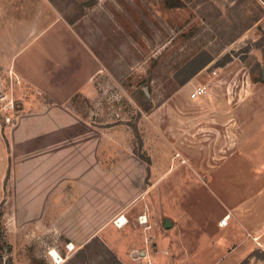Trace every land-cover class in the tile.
I'll return each instance as SVG.
<instances>
[{"label": "rangeland", "instance_id": "374dc122", "mask_svg": "<svg viewBox=\"0 0 264 264\" xmlns=\"http://www.w3.org/2000/svg\"><path fill=\"white\" fill-rule=\"evenodd\" d=\"M10 1L14 6L24 3L28 9L22 13V8H16L17 13H13L14 18L23 21V29L8 32L6 39L4 32H0V264H56L52 258L53 252L59 256L58 264H118L113 254H109L107 248L99 243L92 242L80 249L77 245L69 246L67 239L38 231L36 199L38 177L41 174L37 152L31 153L35 143L28 142L31 133L29 124L17 127L15 134L13 132L11 135L12 146L16 151L14 169L18 174L13 178L14 189L10 186L6 188L9 174L3 143L5 128L13 123L21 110L22 98L34 93L15 78L11 70V57L20 47V41L34 34L37 17L34 6L40 3H44L46 24L59 16L70 23L79 21L75 26L76 33L102 60L108 71L102 83L105 92L102 96L106 99L103 103L110 108V114L117 110L118 118L131 128L133 160L141 165L146 191L152 162L148 156L151 148L148 137L136 131L138 119L146 118L155 110L158 118L165 116V110L172 113L174 118L180 117L181 103L194 108L208 102L215 108L212 111L204 110L205 120L219 118L220 121H237L232 126L237 131L236 139L233 138L236 154L233 159L227 158L228 171L220 175L221 180L229 179L232 185L221 188L213 183L218 181V173L214 172L220 167L222 169L226 159L204 156L198 158V165H195L191 162L193 159L181 157L180 150L173 149L169 166L180 168L188 165L199 182H188L191 185L183 206L178 202L181 191L175 187L171 191L158 190L156 198L158 194L161 198L165 195L171 197L179 204H174L170 199L164 200L166 211L169 212L173 207V216L181 215L184 211L186 216L196 218L199 225L206 228L199 238L201 264H264V245L259 244L264 236V128L253 131L256 136L249 146L244 133L241 134L248 118L257 119L260 125H264V0H106L100 3L96 0ZM206 60L202 69L181 85ZM196 84L207 87V95L191 101L189 91ZM166 103L172 104L173 109H167L164 106ZM193 113H196L195 109L190 116H194ZM209 123L218 125L217 122ZM157 128L160 132L155 139L163 143V127ZM225 128L224 124L220 125L221 130ZM204 133L202 136L206 144L211 135L218 137L215 131L209 129ZM225 138L229 139L222 135L220 139L224 141ZM226 143L229 144L228 141ZM159 153L160 150L156 159L157 170L164 175L165 158ZM220 153L224 154L222 150ZM65 180L69 182L61 185L60 181H55V187L70 183V179ZM53 181H45L44 192L48 199L56 192ZM76 183L80 185L77 180ZM248 186L256 203L250 212L249 225L254 227L260 221L259 231H255L259 234H255L253 228L248 230V211L238 207L230 214V219L236 221L237 225L246 226L243 228L238 225L239 229H236L241 232L242 245L246 247L242 254L236 252L222 258L223 252L210 250L218 239L212 232V224L221 211L222 202L226 203L230 199L236 201V206H242L248 200ZM39 193L40 199L43 193L41 188ZM147 196H141V204L134 205L127 213L129 224L124 231L126 239L136 246L132 251H144L147 255L157 251L156 241L165 239L167 246L176 249L173 251L178 259L180 255L177 251H181L179 232L174 230L170 233L163 229L154 216L159 210L158 206L150 209L147 227L135 221L139 213L145 210L146 202L150 203ZM257 219L260 220L256 222ZM110 226L115 227L113 221ZM255 236L259 237L258 241ZM175 261V264L180 263L179 260Z\"/></svg>", "mask_w": 264, "mask_h": 264}, {"label": "crops", "instance_id": "0c3cea01", "mask_svg": "<svg viewBox=\"0 0 264 264\" xmlns=\"http://www.w3.org/2000/svg\"><path fill=\"white\" fill-rule=\"evenodd\" d=\"M96 1L100 3L106 0ZM40 4L34 6L37 14L34 34L20 41V47L11 57V70L15 78L21 80L34 93L22 98L21 110L16 114L13 123L5 128L3 143L6 147L5 159L9 174L6 188L10 186L14 189L13 178L18 174L14 169L16 151L12 146L11 135L13 132L15 134L17 127L29 124L31 133L28 142L35 143L31 153L37 152L38 169L41 174L38 177L36 199L38 231L67 239L73 247L77 245L80 249L92 242L99 243L107 248L109 254H113L118 264H144V260L131 258L130 253L136 246L129 243L124 231L129 224L128 211L141 202L139 201L141 196H147L148 193L150 203L145 199V210L139 213L135 221L140 226L147 227L150 209L158 206L155 218L163 229L169 230L170 233L174 230L179 232L181 241V251H177L180 257L177 259L176 249L167 246L166 240L160 238L161 240L155 242L157 251L148 254L151 263L175 264L174 261L179 260L178 264H201L199 238L206 228L202 224L199 225L196 218L186 216L184 211L181 215L173 216L171 212L173 207L168 212L163 206L164 200L167 199L183 206V200L189 193L187 189L191 185L188 182L198 183V177L192 175L188 165L180 168L173 165L171 168L168 164L169 157L172 156L173 149H179L181 157L193 159L191 162L195 165H198V158L204 156L222 157L226 161L222 163L224 164L222 169L220 167L214 172L218 173V181L213 183L221 188L229 187V184L233 183L229 179L225 180L226 178L221 180L220 175L228 171L226 168L228 160L233 159L236 154V143L233 138L236 139L237 131L232 126H235L237 121L235 119L220 121L219 118L205 120L204 110L212 111L215 108V105L208 102L194 108L181 103L180 117L174 118L172 113L165 110V116L158 118L155 110L146 118L138 119L136 131L143 132L148 137L151 148L148 156L152 162L146 191L141 165L133 160L134 141L131 128L127 122H122L118 118L117 110L110 114V108L103 103L106 99L102 96L105 93L102 83L106 80L108 71L104 68L102 60L76 33L75 26L79 21L70 23L59 16L46 24L44 3ZM16 8H22L24 13V10L27 12L28 5L18 3L14 6L10 0H0V32H4L5 39L8 32L24 28L23 21L13 17V13H17ZM14 22L17 25H14ZM198 87H203L204 93L195 99L189 97V100L196 101L207 95V87L199 84L193 85L189 92ZM171 105L166 103L164 106L173 109ZM193 109L196 113L190 116ZM209 122H217L218 125ZM221 124L225 125L224 130L220 129ZM157 127H163L165 138L163 143L155 139L160 132ZM263 128L264 125H260L257 119L248 118V123L241 131L248 140V146L256 136L253 131ZM206 129L218 134L217 138L211 135L207 144L204 143L202 136ZM221 135L228 136L229 139L221 141ZM159 150L161 156L165 158L164 172L162 171L164 175L157 170L156 159ZM221 150L225 155L220 153ZM245 152L247 153L246 149ZM249 157L250 155L248 161ZM194 170L198 175V171ZM64 178L70 179V183L55 187V181H60V185L69 182L64 181ZM50 179L54 180L56 192L48 199L44 188L45 181ZM76 180L80 182L79 186ZM174 187L181 191L179 203L171 197L167 198L166 195L161 198L158 194L156 198L158 190L171 191ZM40 188L43 193L39 199ZM250 188L248 186V200L242 206H236V201L230 199L220 204L221 211L211 227L218 239H215L210 250L223 252L222 258L236 252L242 254L243 248L246 247L242 245V235H239L241 232L236 231L239 229L238 225L243 228L246 226L240 223L237 225L236 221L230 219V214L238 207L242 211H248V230L253 228L254 233L259 234L256 232L259 231L257 229L260 227V219L256 220L259 222L254 226L255 230L249 225L252 206L256 205ZM226 216L229 217L228 223L221 227L220 220ZM119 217H122L124 224L117 226L114 221ZM111 221L115 227L110 226ZM254 238L259 240V237ZM141 242L140 239V244ZM259 244L264 245V236ZM142 246L140 248L144 247Z\"/></svg>", "mask_w": 264, "mask_h": 264}, {"label": "built area", "instance_id": "2783aa9c", "mask_svg": "<svg viewBox=\"0 0 264 264\" xmlns=\"http://www.w3.org/2000/svg\"><path fill=\"white\" fill-rule=\"evenodd\" d=\"M203 93H204V88L203 87H198L194 91L189 93V97H190V99H195L196 96L201 95ZM228 218H229L228 216L222 218L220 220L219 225L221 227H225L227 225V223H228ZM115 224L117 226H120V225H123L124 222L121 220V217H120V218H118L115 221ZM69 246H72V245L70 244ZM67 248H69V247L67 246ZM131 257H132L133 260H144V264H152L150 259H149V257H148V255L145 254L144 251H136V250L132 251Z\"/></svg>", "mask_w": 264, "mask_h": 264}, {"label": "trees", "instance_id": "16d2710c", "mask_svg": "<svg viewBox=\"0 0 264 264\" xmlns=\"http://www.w3.org/2000/svg\"><path fill=\"white\" fill-rule=\"evenodd\" d=\"M207 61H208V60L203 61L202 63H200V65L198 66L197 70H195L193 74H191V75H190L185 81H183V82L181 83V85L186 84V83L191 79V77H193V76H194L199 70L202 69V67L207 63Z\"/></svg>", "mask_w": 264, "mask_h": 264}, {"label": "bare ground", "instance_id": "6f19581e", "mask_svg": "<svg viewBox=\"0 0 264 264\" xmlns=\"http://www.w3.org/2000/svg\"><path fill=\"white\" fill-rule=\"evenodd\" d=\"M122 219V218H121ZM71 248V247H70ZM73 248V247H72ZM53 256L54 257H52V258H54V260H55V262H56V264H58L59 262H60V260H59V256L55 253V252H53Z\"/></svg>", "mask_w": 264, "mask_h": 264}, {"label": "water", "instance_id": "95a60500", "mask_svg": "<svg viewBox=\"0 0 264 264\" xmlns=\"http://www.w3.org/2000/svg\"><path fill=\"white\" fill-rule=\"evenodd\" d=\"M263 73H264V68H263ZM1 98H2V94H1V82H0V99ZM166 225L169 226L168 223H166Z\"/></svg>", "mask_w": 264, "mask_h": 264}]
</instances>
